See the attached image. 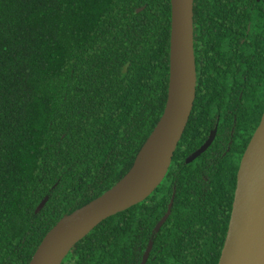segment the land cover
<instances>
[{"label":"trees","instance_id":"16d2710c","mask_svg":"<svg viewBox=\"0 0 264 264\" xmlns=\"http://www.w3.org/2000/svg\"><path fill=\"white\" fill-rule=\"evenodd\" d=\"M171 31V0H0V264H29L132 170L165 113ZM194 34L196 98L166 177L61 264H143L151 244L146 264L219 263L264 113V0H194Z\"/></svg>","mask_w":264,"mask_h":264},{"label":"water","instance_id":"95a60500","mask_svg":"<svg viewBox=\"0 0 264 264\" xmlns=\"http://www.w3.org/2000/svg\"><path fill=\"white\" fill-rule=\"evenodd\" d=\"M172 31L170 47V82L165 113L144 147L161 124L164 123L161 149L146 169L145 177L133 191L135 195L125 199L99 204L98 201L119 185L131 171L111 190L101 197L63 217L43 238L29 264H43L49 248L57 240L67 243L65 253L91 230L107 218L147 199L166 177L175 152L187 128L196 98L197 71L194 37V0H171ZM194 75V92L187 91L186 72ZM217 130L187 159L192 162L213 143ZM142 148L140 154L142 153ZM138 155V157L140 156ZM49 197L37 208L41 211ZM173 200L167 213L157 225L159 231L172 213ZM152 244L145 252L143 264L148 261ZM264 261V113L242 157L237 177L233 209L224 247L218 264H262Z\"/></svg>","mask_w":264,"mask_h":264},{"label":"bare ground","instance_id":"6f19581e","mask_svg":"<svg viewBox=\"0 0 264 264\" xmlns=\"http://www.w3.org/2000/svg\"><path fill=\"white\" fill-rule=\"evenodd\" d=\"M186 83H187V91H190L191 95L194 92V75L192 71H187L186 74ZM164 123L160 125L158 130L154 133L150 141L144 147L142 153L138 157L136 165L134 169L131 171L129 175L114 189L109 191L106 195H104L99 201V204H105L111 201L125 199L127 197H131L135 195V191H133L134 187L141 182V180L145 177L146 169L148 166L154 161L156 155L161 149V141L163 136ZM63 240L55 241L52 246L49 248V251L45 257L43 264H58L63 254L65 253V248L67 246L65 238L62 237ZM264 264V261L263 263Z\"/></svg>","mask_w":264,"mask_h":264},{"label":"flooded vegetation","instance_id":"af4514ba","mask_svg":"<svg viewBox=\"0 0 264 264\" xmlns=\"http://www.w3.org/2000/svg\"><path fill=\"white\" fill-rule=\"evenodd\" d=\"M213 130H217V129H213ZM213 130H212V131H213ZM212 131H211V132H212ZM210 134H211V133H210ZM216 135H217V133H216ZM209 137H210V136H209ZM215 138H216V137H215ZM207 140H208V139H207ZM211 145H212V144H211ZM211 145H210V146H211ZM203 153H204V152H203ZM203 153H202V154H203Z\"/></svg>","mask_w":264,"mask_h":264}]
</instances>
